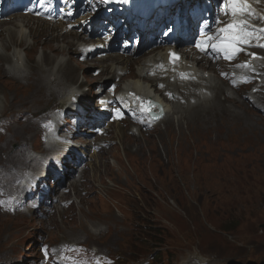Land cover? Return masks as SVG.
<instances>
[{
  "label": "rangeland",
  "instance_id": "1",
  "mask_svg": "<svg viewBox=\"0 0 264 264\" xmlns=\"http://www.w3.org/2000/svg\"><path fill=\"white\" fill-rule=\"evenodd\" d=\"M101 20H97L96 28L102 34L97 38L105 37L109 54L128 58L129 63L125 66L134 72L138 58L132 56L130 47L123 44V17L106 10ZM0 29L4 28L0 25ZM54 30L53 27L49 33L58 32ZM44 34L39 38H28L29 44L39 40L40 45L35 43L30 50H24L23 57L31 62L39 61L42 70H49V74H65L69 88L89 86L90 91L85 93V97L93 103L91 87L101 79L93 77L91 72L99 66L87 68L84 65L91 62L90 59L83 63L75 57L68 67L58 69L54 62L45 65V47L41 45L46 37ZM67 35L74 40L73 44L78 41V45L83 38L75 32ZM4 39L6 36L0 37V40ZM50 55L56 56L52 52ZM114 57L105 58L102 65L111 64L116 60ZM67 59L65 54L63 61ZM3 62L0 60V68H3ZM77 64L82 67L76 71ZM132 76L136 79L134 73ZM42 79L43 71L39 80L41 90L26 104L22 98H27L29 93L6 74L0 73V87L8 93L7 106L21 108L28 105L27 112L32 115L37 110L46 112V103L55 96L45 93ZM220 85L224 94L229 95L225 83ZM215 91L213 95L216 97L218 93ZM219 97L224 98L221 94ZM229 99L242 107V117L236 123L224 117L218 118L213 125L206 120L193 123L188 119L191 112L184 108L185 104L174 105L172 133L167 131L166 123L151 132H141L139 136L129 133V125L112 124L110 138H116L118 143L109 151L108 148L89 150L84 144L78 146L77 151L85 155L81 164L83 168L79 171L76 164H67L66 168L74 166L75 175L80 176L79 183L86 187L94 189L92 183L89 184L94 181L95 191L91 189L93 192L86 194L81 190L79 197L72 191L65 196L74 200L72 208L58 211L49 218L43 217L40 209L34 213L25 207L21 214H0V264H42L46 242L56 245L71 243L77 241L75 234L81 244L96 249L99 257L111 253L128 258V253L123 252V248L130 249L123 247L126 243L137 244L139 256H146L150 254L148 251L157 247L156 244L150 247L147 243L149 225L166 229L165 234L158 237L162 241V249L158 251L171 255L170 264H183L188 260L192 264H264V113L250 105L241 93L237 92L234 98ZM194 101L212 104L214 98L204 100L195 96ZM3 109V95L0 94V114ZM24 133L30 139L29 149L40 152L43 144L34 142L33 129L26 126ZM20 138L23 139L22 136ZM77 139L85 140L81 136ZM3 140L0 138V142ZM10 145L13 147L17 142ZM233 148H237V152L234 158H228L229 150ZM218 154L219 157L224 155L223 163L204 165L215 162ZM103 156L105 162L102 161ZM96 161L103 164L94 179L88 164H96ZM223 179L232 183H221ZM54 185L52 181L39 182L30 197L34 198L32 203L44 202ZM133 220H140L137 227L131 226ZM252 223L254 228L249 230L247 227ZM206 229H211L210 233ZM59 255L64 257L68 253ZM59 259L58 264H68V261Z\"/></svg>",
  "mask_w": 264,
  "mask_h": 264
},
{
  "label": "bare ground",
  "instance_id": "2",
  "mask_svg": "<svg viewBox=\"0 0 264 264\" xmlns=\"http://www.w3.org/2000/svg\"><path fill=\"white\" fill-rule=\"evenodd\" d=\"M207 8H211V7H207ZM212 10L213 9H208L207 11L204 12V14L210 15ZM199 12L197 14L198 17H199ZM87 18L88 16L84 18L82 17L80 19H87ZM0 24L1 27L4 28L3 29L4 32L6 33V39L0 40V50H1L0 59L4 61H9V60L11 61L8 68L6 69L0 68V73L6 75H8V73H12L13 74L12 77L14 78L15 82L17 84H20L23 90L29 93V96L27 98L25 99L22 98L23 102L26 104H29L31 102V99H33L36 96V92L41 90V87L39 85V80L41 78V73L43 71L39 61L31 62L28 61L26 58L23 61L22 53L24 50H30L31 48H33L35 43L36 46L40 45L39 40H36L34 44H29L28 38L30 37L33 39H35L36 37L39 38L41 35H43V33H45L44 34V36H46L45 40L41 44L42 47H45L43 53V62L45 63V65L46 64L49 65L50 62H54L55 67L58 69L63 67H68V64L71 62L72 58L75 57L77 59L78 55L80 54L77 48L79 42L77 41L75 44H73L74 40H72V38H70L67 35L68 33L62 31L64 27L63 25L58 24L49 27L47 26V23L42 22L39 19H35L30 16L21 15V14H15L14 16L10 17V20L8 22H1ZM53 27L55 29L54 32L58 31L56 34L49 33V30L52 29ZM82 41H88V40H86L85 38H81L80 42ZM95 41L89 40V43H92L95 46H101V47L103 46V43L101 41L99 40H97V42ZM7 47H9L8 48L9 50H7L6 52L9 51L10 53L9 56H7L6 53L2 52ZM97 50H98L97 48L95 50L93 49L90 50L88 57H86L81 62L87 63V61H89L90 59L91 62L85 64L84 66H87V68L94 65L99 66L98 68H101L102 71L97 75L98 77L96 79H101V81L103 80V82L108 80L110 77H114V74H116V71L119 69V67L124 69L125 65L129 63L128 58L123 59L122 57H119L118 54H113V55L105 54L103 58H96L94 56L91 59L92 55ZM50 52L55 53L56 56L52 57L50 55ZM65 54L68 55L67 61H63V56ZM36 55L38 56V54ZM111 57H114V59L116 60L109 65H105V66L102 65V63L105 61V58H111ZM119 61H121L122 64H120ZM137 61L138 63L136 64L135 72L138 75L142 71L145 59L137 60ZM23 62L26 63V65H24ZM79 67H82V65L77 64L75 70L77 71ZM120 71H122V69H120ZM28 72H30V74H28ZM131 78H133V76H127L125 79H131ZM59 80L60 81L49 80L48 90L50 94L54 95L55 97L56 96L59 97L58 101L60 102L69 100L72 96H75L77 92L76 90L77 88L71 87L69 89H66L69 80L65 76V74L62 73ZM147 86L150 85L145 83L141 78L137 80H130L127 83L128 88H132L138 92L142 91ZM17 87L21 88L19 85H17ZM58 87H60V90L58 93L55 94L56 88ZM0 91L8 95V93L1 88ZM45 93H43L42 96ZM18 101L22 103L19 99ZM60 107L69 110L67 107H63V106ZM61 111L62 110H59V112ZM16 112H17L16 110H12L9 114H13ZM220 115H228L233 118H238V114L230 111V109L225 105V101H220L219 99H216L215 104L212 106L198 107L197 110L191 113L188 119L193 123L202 120H206L212 123L213 120ZM165 121L167 123V131L172 133V130L174 128V122L172 117L169 116L168 118L165 119ZM42 122L43 120H40L39 122H33V121L16 122L14 126L10 128V134L13 137H17V138L22 136L26 144H29L30 139L27 138L24 133L26 126H29V128L33 129L35 133L38 129V126ZM22 147H23V143H19L16 148L12 149L10 148V142L8 140H5L0 143V204L6 207L10 205L16 206L20 202L26 201L28 197L24 198L22 196V189L19 186L20 171L22 169L28 168L29 166L35 167L36 166L35 163L38 160H40V158L42 157L41 156L40 158H37L35 156L29 155V158H26L23 154ZM53 149L55 150V152L51 155V157L55 159L59 155V153L63 151V149H67L68 150L67 155H70L73 152V145L71 144V142H67V143L65 142L62 144L55 145ZM95 166L96 164L91 165L92 171L94 170ZM69 174H71V172L67 170V173L64 175V178H68ZM13 195H15L16 197L13 198ZM206 230L208 233H210L211 229L209 230L206 229ZM72 231L74 232L73 229ZM75 236L77 242H79L80 240L79 236H77L76 234ZM184 264H191V261H186Z\"/></svg>",
  "mask_w": 264,
  "mask_h": 264
},
{
  "label": "snow or ice",
  "instance_id": "3",
  "mask_svg": "<svg viewBox=\"0 0 264 264\" xmlns=\"http://www.w3.org/2000/svg\"><path fill=\"white\" fill-rule=\"evenodd\" d=\"M46 0H39L40 4H44ZM220 13L228 17L226 21L222 22L220 15L217 14L215 23L217 28L212 35L202 37L196 42V47L202 52L209 49L217 54H223L226 60L235 59L241 52L245 51L247 47H260L264 48V26H258L251 21L259 19L261 25H264V13H259L253 7L250 0H220ZM39 15L40 13H36ZM51 19V17H49ZM223 23V26H220ZM71 27V26H70ZM253 59L258 58L256 53H248ZM179 56L175 52H170V61L175 64L178 62ZM161 67H163L161 65ZM238 68L250 69L252 67L251 61H245L242 64L236 65ZM182 76L184 74H181ZM222 75H226L222 73ZM250 77L242 76L240 81L248 82ZM232 83L236 85L237 79H233ZM162 87V85H161ZM134 100L139 102L140 110L151 114L156 105L152 101H145L143 98L130 94ZM103 103V101L101 102ZM117 116H122L119 109L115 110ZM154 118H159L154 117ZM45 255H48L47 248L44 249ZM63 260L68 261V264H91L90 261L84 259H76L71 256L62 257ZM96 264H101L97 259ZM110 264V262H108Z\"/></svg>",
  "mask_w": 264,
  "mask_h": 264
},
{
  "label": "trees",
  "instance_id": "4",
  "mask_svg": "<svg viewBox=\"0 0 264 264\" xmlns=\"http://www.w3.org/2000/svg\"><path fill=\"white\" fill-rule=\"evenodd\" d=\"M158 232H159V231L157 230V234H158Z\"/></svg>",
  "mask_w": 264,
  "mask_h": 264
}]
</instances>
